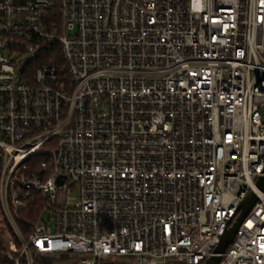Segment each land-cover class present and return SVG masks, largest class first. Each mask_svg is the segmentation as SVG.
Here are the masks:
<instances>
[{
	"label": "built area",
	"instance_id": "1",
	"mask_svg": "<svg viewBox=\"0 0 264 264\" xmlns=\"http://www.w3.org/2000/svg\"><path fill=\"white\" fill-rule=\"evenodd\" d=\"M263 176L264 0H0L11 264H264Z\"/></svg>",
	"mask_w": 264,
	"mask_h": 264
},
{
	"label": "trees",
	"instance_id": "2",
	"mask_svg": "<svg viewBox=\"0 0 264 264\" xmlns=\"http://www.w3.org/2000/svg\"><path fill=\"white\" fill-rule=\"evenodd\" d=\"M37 66L40 65H49L58 69V71L63 74V66L62 61L60 60V56L57 51L53 49H48L44 51L41 55V58L34 63ZM40 200L35 198L34 203H31L26 210H22L19 212L21 219V226L23 223L32 224L36 220L39 214ZM6 251L3 246L0 244V264H11L10 260L6 256ZM104 260H101L97 264L104 263Z\"/></svg>",
	"mask_w": 264,
	"mask_h": 264
},
{
	"label": "water",
	"instance_id": "3",
	"mask_svg": "<svg viewBox=\"0 0 264 264\" xmlns=\"http://www.w3.org/2000/svg\"><path fill=\"white\" fill-rule=\"evenodd\" d=\"M258 186L261 190L264 189V176L259 178ZM255 201H256V197L253 193H250L246 197L245 201L241 205L242 212L240 213L237 221L234 224H232V226L224 232V234L220 240V243L218 244L217 248L215 249V254L223 253L225 248L229 244L232 243L233 236L237 230L239 222L247 214V212L250 210V208L255 203ZM219 260H220V258L218 256H213V257H210L208 260H206V262L204 264H218Z\"/></svg>",
	"mask_w": 264,
	"mask_h": 264
},
{
	"label": "rangeland",
	"instance_id": "4",
	"mask_svg": "<svg viewBox=\"0 0 264 264\" xmlns=\"http://www.w3.org/2000/svg\"><path fill=\"white\" fill-rule=\"evenodd\" d=\"M8 240V234L2 232L0 234V244L5 245ZM81 259L82 256L78 254L51 255L43 257L39 264H81ZM104 261L102 264H135L133 259L127 257L107 258ZM170 264H173V262Z\"/></svg>",
	"mask_w": 264,
	"mask_h": 264
}]
</instances>
